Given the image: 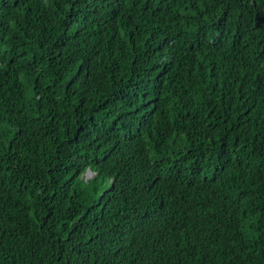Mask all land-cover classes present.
<instances>
[{"label": "trees", "instance_id": "obj_1", "mask_svg": "<svg viewBox=\"0 0 264 264\" xmlns=\"http://www.w3.org/2000/svg\"><path fill=\"white\" fill-rule=\"evenodd\" d=\"M0 264H264V0H0Z\"/></svg>", "mask_w": 264, "mask_h": 264}]
</instances>
